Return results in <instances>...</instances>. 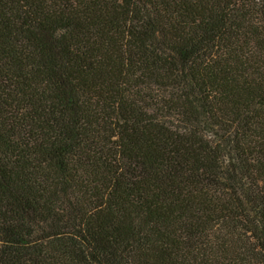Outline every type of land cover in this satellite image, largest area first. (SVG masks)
<instances>
[{
	"label": "trees",
	"instance_id": "obj_1",
	"mask_svg": "<svg viewBox=\"0 0 264 264\" xmlns=\"http://www.w3.org/2000/svg\"><path fill=\"white\" fill-rule=\"evenodd\" d=\"M0 264H264V0H0Z\"/></svg>",
	"mask_w": 264,
	"mask_h": 264
}]
</instances>
